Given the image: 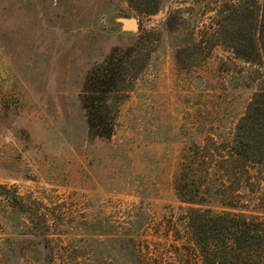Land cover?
<instances>
[{"label":"rangeland","instance_id":"374dc122","mask_svg":"<svg viewBox=\"0 0 264 264\" xmlns=\"http://www.w3.org/2000/svg\"><path fill=\"white\" fill-rule=\"evenodd\" d=\"M257 1L0 0V264H264V61L231 48ZM112 55L105 138L82 91ZM207 210L262 246L202 248Z\"/></svg>","mask_w":264,"mask_h":264},{"label":"trees","instance_id":"16d2710c","mask_svg":"<svg viewBox=\"0 0 264 264\" xmlns=\"http://www.w3.org/2000/svg\"><path fill=\"white\" fill-rule=\"evenodd\" d=\"M254 9L259 11V1L253 0ZM241 4L236 14L241 17L243 10ZM241 24L239 25V30ZM231 48L236 57L247 62L261 57L264 61V27L259 21H255V31L250 39V32L233 41ZM113 63V55L107 59L102 67L88 75L83 87V108L86 112L89 130L100 137H109L114 128L113 114L107 95L112 91L115 79L110 68ZM209 215L194 211L192 214L198 218L193 220L192 228L196 234L198 245L210 249V240L218 239L220 246L226 249L227 244L232 243L237 251H256L262 246L263 233L260 223L250 216L244 214L223 213L220 215ZM198 214V215H197ZM208 251V250H207Z\"/></svg>","mask_w":264,"mask_h":264},{"label":"water","instance_id":"95a60500","mask_svg":"<svg viewBox=\"0 0 264 264\" xmlns=\"http://www.w3.org/2000/svg\"><path fill=\"white\" fill-rule=\"evenodd\" d=\"M120 24L122 25V30L125 32L136 33L138 31V23L135 19H120Z\"/></svg>","mask_w":264,"mask_h":264}]
</instances>
